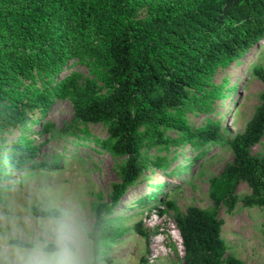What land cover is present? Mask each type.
Instances as JSON below:
<instances>
[{"label":"trees","instance_id":"1","mask_svg":"<svg viewBox=\"0 0 264 264\" xmlns=\"http://www.w3.org/2000/svg\"><path fill=\"white\" fill-rule=\"evenodd\" d=\"M141 8L145 17L135 15ZM263 39L264 0H0V146L4 132L44 116L50 87L61 96L71 91L73 116L62 130L73 132L78 122L105 123L104 146L125 155L122 181L113 186L114 202L137 183L145 166L140 160L144 147L187 141L199 149L192 161L172 170L177 175L211 143L226 145L232 160L209 179L210 208L190 205L182 211L174 200L163 203L173 212L183 264H244L226 255L217 212L222 204L234 206L236 187L244 182L250 192L240 198L242 205L260 207L264 216V150L251 152L264 134V91L243 130L230 140L220 135L219 121L192 130L182 125L178 114L191 103L202 107L190 92L205 83L217 65L239 60ZM78 47L86 48L102 67L105 95L91 80L83 86L66 78L54 80ZM41 71L53 77L44 76L43 85L35 86L34 74ZM252 73L264 83L263 67H254ZM5 97L8 102H3ZM168 129L180 135L171 139L165 135ZM24 143L19 139L9 154L0 149V181L10 178L15 168L28 170L23 165L31 145ZM163 161L153 164L165 169L168 163ZM159 194L154 188L135 206H155ZM103 206L96 207L95 251L123 232L110 224L113 219L104 216ZM138 226L134 223L132 230L145 235Z\"/></svg>","mask_w":264,"mask_h":264},{"label":"rangeland","instance_id":"2","mask_svg":"<svg viewBox=\"0 0 264 264\" xmlns=\"http://www.w3.org/2000/svg\"><path fill=\"white\" fill-rule=\"evenodd\" d=\"M146 14L144 8L135 13L138 17ZM92 43L96 45L95 41ZM256 66L264 68V39L239 60L217 65L208 80L190 92L193 98L202 101V107L197 108L191 103L190 108L183 109L178 114L182 125L195 130L219 121L224 140H230L242 131L264 91V83L252 73ZM102 70L94 55L86 48L78 47L54 80L66 78L68 83L77 86L91 80L98 93L105 95L107 89L101 77ZM47 75L53 77L43 71L35 73V86L43 85L41 79ZM49 97L50 104L39 121L35 122L31 117L27 124L1 136L2 153L14 152L13 146L21 139L24 144L31 145L28 148L31 155L23 165L28 170L15 168L10 178L0 181V187L3 186L0 188V211H7L13 203L27 206L31 201L32 207L37 209L51 198H70L82 206L93 227L96 207L101 204L104 205V216L113 219L110 224L123 232L94 250L96 264H183V246L173 212L163 202L174 200L182 211L190 205L210 208L209 179L219 175L224 165L232 160L231 150L226 145L211 143L207 152L191 162L186 172L182 170L173 175L172 170L179 171L200 150L192 148L187 141L179 145L171 141L167 146L144 147L140 160L145 166L137 183L130 185L114 202L113 186L122 181L120 169L125 163V155H116L104 146L108 136L106 124L78 122L73 132L62 130L73 116L71 91L61 96L50 87ZM8 101V97L3 100ZM165 135L175 139L180 132L168 129ZM263 150L264 134L251 152L259 155ZM157 159H164L163 164L168 163L165 169L153 164ZM29 165L36 166L29 169ZM154 188L161 192L153 201L155 206L138 209L135 206L138 199ZM249 192L246 183L240 182L235 190L238 200L234 206L230 209L225 204L220 206L217 212L223 221L220 235L226 245V255L235 256L244 264H264L263 210L257 206L245 207L240 200ZM136 222L145 235L132 230Z\"/></svg>","mask_w":264,"mask_h":264},{"label":"clouds","instance_id":"3","mask_svg":"<svg viewBox=\"0 0 264 264\" xmlns=\"http://www.w3.org/2000/svg\"><path fill=\"white\" fill-rule=\"evenodd\" d=\"M94 249L93 227L73 199L0 211V264H96Z\"/></svg>","mask_w":264,"mask_h":264}]
</instances>
